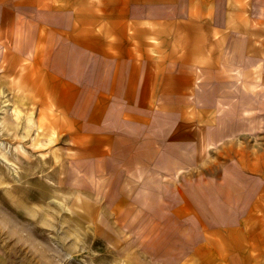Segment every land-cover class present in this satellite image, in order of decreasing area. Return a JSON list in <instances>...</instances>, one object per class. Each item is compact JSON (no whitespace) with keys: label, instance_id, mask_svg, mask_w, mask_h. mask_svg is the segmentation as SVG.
I'll use <instances>...</instances> for the list:
<instances>
[{"label":"crops","instance_id":"0c3cea01","mask_svg":"<svg viewBox=\"0 0 264 264\" xmlns=\"http://www.w3.org/2000/svg\"><path fill=\"white\" fill-rule=\"evenodd\" d=\"M4 99L107 199L0 264H264V0H0Z\"/></svg>","mask_w":264,"mask_h":264},{"label":"rangeland","instance_id":"374dc122","mask_svg":"<svg viewBox=\"0 0 264 264\" xmlns=\"http://www.w3.org/2000/svg\"><path fill=\"white\" fill-rule=\"evenodd\" d=\"M34 127L28 113L23 115V110H15L11 102L0 100V252L14 260L29 258L31 262L39 248L45 251L47 261L80 257L85 254L79 251L82 246L64 237L68 232L65 222L74 216L72 210L79 212L92 200L96 206L105 202L107 198L100 195L102 181L93 180L95 191L91 196L87 192L86 165L71 162L52 142L44 141L43 134L35 133ZM125 184L130 190L136 184L141 188L142 204H150L146 195L149 190L145 189L149 182L140 179ZM89 186L92 189V180ZM22 223L30 226L24 231L35 239L34 245L21 244L9 236L7 228L16 226L23 231Z\"/></svg>","mask_w":264,"mask_h":264}]
</instances>
